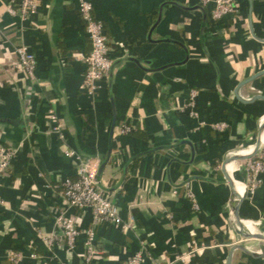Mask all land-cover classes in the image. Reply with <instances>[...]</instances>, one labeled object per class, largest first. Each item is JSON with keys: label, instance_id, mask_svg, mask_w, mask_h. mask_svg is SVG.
<instances>
[{"label": "crops", "instance_id": "obj_1", "mask_svg": "<svg viewBox=\"0 0 264 264\" xmlns=\"http://www.w3.org/2000/svg\"><path fill=\"white\" fill-rule=\"evenodd\" d=\"M11 1L0 0V141L18 154L0 182V264H11L12 252L23 264L84 263V237L75 252L62 245L53 253L39 237L58 234L62 200L53 186L77 179L80 160L67 150L90 164L129 225L95 228L104 255L94 264H126L141 248L144 264H228L231 255V264H264V243L236 226L239 201L227 177L248 183L242 159L234 176L221 170L233 153L250 152L264 118V100H255L264 75L239 88L264 69V0H238L240 15L218 22L199 0H88L114 62L97 95L83 90L91 42L80 0H40L28 21ZM22 46L34 55L35 80L16 68ZM193 90L207 123L199 130L183 112ZM221 122L225 131L212 127ZM127 123L137 133L122 135ZM242 184L234 186L246 193L244 232L264 236V176L253 194ZM71 212L82 229L92 227L90 211Z\"/></svg>", "mask_w": 264, "mask_h": 264}, {"label": "built area", "instance_id": "obj_2", "mask_svg": "<svg viewBox=\"0 0 264 264\" xmlns=\"http://www.w3.org/2000/svg\"><path fill=\"white\" fill-rule=\"evenodd\" d=\"M199 2L204 8L210 9L211 18L214 22H218L227 16L238 17L240 15L241 5L238 0H199ZM16 4L17 0H12L10 2V9L17 11L23 21L31 19L40 9V0H20L17 8H15ZM93 11L94 7L90 1H79V13L91 42V52L86 56L83 55L81 58L86 71L83 90L92 95H97L101 88L100 83L110 78L114 62L109 57V41L105 33L104 24L94 16ZM15 54L18 59L16 68L25 72L31 80H35L36 61L34 55L25 46L17 48ZM260 95L261 92H258V96ZM198 96L199 92L193 90L188 103L183 109V112H186L191 118L198 121L197 130L207 125L204 121L199 120L200 115L197 110ZM49 119L54 133L61 134L62 125L54 109L50 110ZM263 122L264 118L260 121V124ZM212 127L223 132L228 128V124L221 122L212 125ZM133 129L128 123L124 124L121 129V134H129ZM238 153H240V150L233 153L230 158H233ZM17 154V148H8L0 143V182L9 177ZM66 155L77 157L80 160L77 169V179H66L60 184L53 186L55 193L62 200L61 206L53 215L58 234L49 237L40 234L39 237L47 250L52 253L55 247L62 245H65L70 252H75L79 244V239L84 237L83 264H94L98 257L104 255V252L96 247L95 228L101 224H109L117 226L122 230H128L129 225L124 223L120 209L113 204L106 188L102 186L101 182L92 172L90 164L83 159L81 160L75 151L67 150ZM244 167H246L248 174L246 191L248 194H253L263 183L264 146L260 147L258 154L252 160L248 161ZM189 197L197 207L191 193ZM0 204H3L1 198ZM75 210L91 212L92 227L90 229L84 230L76 223L71 214V211ZM145 254V248H141L140 251L127 260L126 264H144ZM184 259L185 257L179 258L180 261H184ZM10 262L11 264H23L22 254L12 252L10 254ZM165 264L173 263L168 262Z\"/></svg>", "mask_w": 264, "mask_h": 264}, {"label": "water", "instance_id": "obj_3", "mask_svg": "<svg viewBox=\"0 0 264 264\" xmlns=\"http://www.w3.org/2000/svg\"><path fill=\"white\" fill-rule=\"evenodd\" d=\"M250 30H251V33L253 35L252 21H250ZM262 75H264V69L260 70L253 78H250V79L246 80L245 82H243L242 84H240L239 88L243 85L251 83L255 78H258ZM255 100H264V96H257L255 98ZM263 136H264V122L259 125L258 135H257V138L255 139V142L252 146V149H251L250 153L248 154V156H246L245 158H243L240 161L239 167H244V165L248 161L252 160L258 154V152L260 150V141L263 138ZM234 161H235L234 157L227 159L226 162H224L222 164L221 170H223L224 172L227 173L228 170H230L231 166H234ZM227 183L233 191V202L236 203V200H238L239 201V208H240L246 199V193L245 192H243V193L238 192L236 190L234 184L228 179H227ZM239 208H238V212H237L235 221H236V226L238 227L240 235L247 240L262 241L264 243V236L262 234H246L244 232V223L245 222L242 220L241 216L239 215ZM236 249H239V250L246 252V250L243 246H234L233 250H236ZM246 253L248 255H250L251 257H256L252 252L247 251ZM231 258H232V255L228 258V264H231ZM263 258H264V254H263Z\"/></svg>", "mask_w": 264, "mask_h": 264}, {"label": "bare ground", "instance_id": "obj_4", "mask_svg": "<svg viewBox=\"0 0 264 264\" xmlns=\"http://www.w3.org/2000/svg\"><path fill=\"white\" fill-rule=\"evenodd\" d=\"M264 146V136L263 138L261 139L260 141V147H263ZM249 148V147H248ZM248 148H246L245 150H247ZM251 149V148H250ZM250 151V150H249ZM248 152V151H247ZM249 153H240V155H237V156H234V160H238V159H243L245 158L246 156H248ZM246 168V167H245ZM237 167H234V166H231L230 168V173L231 175H235L237 173ZM247 170V169H246ZM247 172V171H246ZM228 180H230L234 185L238 186L240 184H242L241 182H236L234 181L230 176L227 177ZM243 185V184H242ZM244 189L246 190V185L244 184ZM237 206V205H236ZM238 207V206H237ZM236 209V208H235ZM259 256H261L262 254H258Z\"/></svg>", "mask_w": 264, "mask_h": 264}, {"label": "trees", "instance_id": "obj_5", "mask_svg": "<svg viewBox=\"0 0 264 264\" xmlns=\"http://www.w3.org/2000/svg\"><path fill=\"white\" fill-rule=\"evenodd\" d=\"M19 2H20V0H17V4H18ZM15 8H17V7H15ZM87 55H88V54H87ZM135 131H136V130L133 129L129 134L132 135V134L137 133V132H135ZM0 143H2L4 146H6L5 143H3L2 141H0ZM6 147H7V146H6ZM73 180H76V179H73ZM34 254H37V252L34 251ZM37 255H38V254H37Z\"/></svg>", "mask_w": 264, "mask_h": 264}]
</instances>
